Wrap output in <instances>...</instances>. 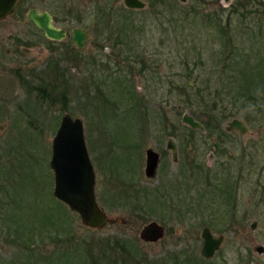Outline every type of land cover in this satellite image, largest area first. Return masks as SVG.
Instances as JSON below:
<instances>
[{"label": "rangeland", "instance_id": "rangeland-1", "mask_svg": "<svg viewBox=\"0 0 264 264\" xmlns=\"http://www.w3.org/2000/svg\"><path fill=\"white\" fill-rule=\"evenodd\" d=\"M71 1L76 11L82 10L84 13L92 12L95 6L89 0ZM115 1L117 8L123 6L121 0ZM143 1L147 2L148 6L142 10L128 12L134 22L132 24L130 21L122 31L129 34V39L143 41L144 55L141 60H135L134 53H128L127 50L121 52L122 55L116 59L113 46L108 42H104L103 49L90 47L94 36L92 41H88V46L83 52L100 53L106 60L111 57L114 58L113 62L119 61L122 65H128L127 59L132 60L135 66L132 79L138 97L143 99V104L149 106V110H158L164 114L167 117L165 124L154 113L150 117L144 113L139 118L141 125L134 118L120 113L123 106L116 98L118 93L108 86H104L107 93L101 91L105 94L109 91L113 93L109 95L112 107L104 105L103 93L86 85L85 77L90 75L83 65L77 68L75 64L61 61L59 68L69 69V74L55 82L48 71L51 53L45 51L40 54L39 45H30V50L25 47L16 49L19 43L11 47L14 36L21 31L26 33L21 37L36 41V36L30 34L31 28L27 25H7V21L0 24V264H9L10 261L21 257L20 242L14 241L15 229L21 220L30 226H40L41 223L42 234L46 235L52 227H48L46 223L42 224L44 215L53 213L57 217L60 212L65 215L68 223L58 231L65 235L62 238H69L73 248L82 244L78 256L72 250L67 262L62 264H90L83 252L84 243L88 244L87 249L99 252L97 257L102 258L104 263L107 254L113 264H176L175 254L179 256L180 262L185 256L192 257L193 260L189 264H238L239 257L243 256L247 260L248 254L251 253V264H264V254L258 255L254 251L256 245H264V203L256 202L254 184L240 182L236 197L237 218L232 219L235 220L232 228L224 232L205 224L212 209H198L199 216L194 218L195 213L188 212L187 206L189 201L200 196L205 197L206 201L209 200L210 194L203 195L205 190L210 188L206 179L214 177L217 173L223 174L222 168L229 163V156L233 157V170L236 169L233 162L244 153L248 156L247 160L252 155L254 162L264 167V101L261 100L264 98V59H261L264 56V38L252 32L246 33L247 30L239 26V16L228 20L229 7L235 0H188L189 4L200 5L203 18L196 20L191 17L186 19L184 15L179 19L178 15H175L177 9L174 5H181L180 0H164L167 4L158 8L156 2L153 7L148 0ZM255 4L264 14V0H257ZM165 8L175 14L170 12L167 16H160L162 14L157 11ZM76 17H73L71 27L78 25L80 21L89 26V15H86L84 21ZM174 29L178 30L173 32ZM222 29L227 34L223 32L222 35ZM224 41H227L228 47L224 49V54H220ZM192 46H195L198 52L204 51L201 58L199 53L191 50ZM234 46L236 50L238 47L240 49L239 60H244L247 56L251 60L248 64L250 66L246 67L249 68L248 73L253 74L252 80L249 78L247 82L248 86H251L245 91L247 95L259 100L256 106L254 100L241 98L235 89L230 91L221 101L229 106L230 114H233L220 118L218 125L214 129L210 127L209 131L204 125L207 120L206 112L196 103V98L191 99L195 101L192 102L195 106H186L184 101L187 95L181 94L176 85L183 84L195 90L197 85L202 86L200 81L209 83L211 89L203 91V95L208 98L206 94L210 91L213 93L216 77L223 72H232V68L246 65L240 63L241 61L238 63L235 59L226 62V56L234 55ZM183 50L192 51L188 55L193 58L199 57L196 59V66L192 58L190 59L188 70L192 75L188 77L183 71V59L177 55L178 51ZM259 64L262 70L256 69L255 71L259 72H253L251 67ZM142 68L143 73H139L138 70ZM86 90L90 92L88 95ZM218 98L220 99V96ZM221 101L218 100L219 107H222ZM218 105L216 103L217 110ZM185 112L200 121L204 130L192 129L184 124L182 116ZM67 113L81 118L84 122L86 143L96 172L95 190L100 205L110 216H121L126 219V223H108L102 229L86 227L76 212L55 198L54 172L50 166L52 141L62 117ZM214 117L217 118L215 115ZM233 118L245 122L249 131L244 135L237 131H227L226 127ZM137 128H142L140 135H136ZM138 136L141 143L133 146L132 144L139 142ZM171 137L177 143L179 160L176 162L166 149L168 138ZM221 141L228 147L223 155L219 152ZM149 147L162 154L158 175L154 179H148L145 175L146 149ZM257 173L258 171L253 177L254 182ZM183 175H188L190 186L185 184L187 179L184 181ZM178 176L181 179L177 181L183 186L186 197L184 193L179 195L180 205L175 209L166 210L160 207L146 215L142 214L143 212L130 214L129 210L116 209L115 206L109 210L100 199L104 195L105 200L109 201L105 196L108 185L111 191L116 192L120 187L117 186L119 178L127 179V183L133 181V186L138 188H152L159 186L163 179L176 180ZM113 201L110 203H119V200L115 202V197ZM134 203L137 204L136 201ZM203 205H207V202H203ZM135 206L138 205L131 207ZM153 206L152 200L148 204L144 203L145 210ZM178 210L182 212L178 214ZM254 220L258 221V226L251 231L249 225ZM151 221H157L166 228L164 237L157 242H145L140 237L143 227ZM212 221L224 227V221L218 218ZM205 225L210 226L216 236H225L223 244L211 259H206L201 254V232ZM34 232L32 234L36 240L39 232ZM30 233L27 230L24 233L25 238ZM117 238L134 242L140 253L147 258L136 259L134 254L116 243Z\"/></svg>", "mask_w": 264, "mask_h": 264}, {"label": "trees", "instance_id": "trees-1", "mask_svg": "<svg viewBox=\"0 0 264 264\" xmlns=\"http://www.w3.org/2000/svg\"><path fill=\"white\" fill-rule=\"evenodd\" d=\"M164 0H155L156 2V7H161L163 5H166L167 2H163ZM255 1L257 0H237L234 5H232L230 12L228 13V20H232V17H238L240 19L239 26H243V29H246L247 32H252L255 35H258L262 39L264 38V23H263V17L264 14L261 13L257 8ZM263 1V0H261ZM255 5V6H254ZM176 7L177 11L176 14L175 12H171L168 9H160L157 11V13H161L162 15L160 16H167L170 12L172 14L178 15L179 19L184 15L186 19H191L196 20V19H202V13L200 12V8L196 4H190L189 6H184V5H174ZM174 9V8H173ZM256 9V10H255ZM158 16V17H160ZM218 17V16H217ZM119 20H127L126 16L123 17V19ZM227 20V21H228ZM230 22V21H229ZM219 23V22H218ZM126 23H121L119 26V32H111V28H108L109 31L106 33L107 36H110V42L112 41L113 44V50L116 53V59L122 55L121 52H124L125 50L128 51V53H134L135 60H141L143 55H144V50H143V41L141 39L139 40H134V39H126L125 40L122 38V36L129 37V34L127 33H122L123 29L125 28ZM178 26V25H176ZM179 27V26H178ZM178 29H174L173 32H176ZM223 32L227 34L225 31H223L221 34L223 35ZM257 37V36H256ZM124 42V44L127 46L126 49L123 48V44L121 43ZM133 42V44H132ZM227 41H224V44L222 45L223 51L220 52V54H224L225 51L224 49H227L226 45ZM227 46V47H226ZM192 46L191 50L196 51V47ZM125 48V47H124ZM234 55H229L226 56V62L229 63L230 59H235L239 63H245L246 65L244 67L240 68H232V72H223L219 77H216L215 81V88L213 93L211 91L206 94L208 98H206L203 95V91L210 90V85L209 83H206L204 81H200L201 85L204 86H198L197 89L193 90L192 87H186L183 86V84L176 85L178 86L179 90H181V94L186 93L187 97L185 98V105L190 107L195 106V102L191 100L193 97L196 98V103L201 105V108L203 109L204 112H206V118L207 120L204 122L205 127L207 130L210 131V127L214 129L215 126L218 125V121L220 118H226L227 116L232 115L233 113L230 114L229 111V106H226L221 100H223L224 95L229 93L230 91H235L240 93L241 98H246V99H252L254 100V105L257 106L258 98H254L253 96L247 95V92L245 89L249 90L247 82L248 79L252 80L251 75L249 74V68L247 69L246 67H249L250 65L249 62L251 61L249 57L247 56L244 60H239V47L236 50V46H234ZM184 51V50H183ZM178 51L177 55L179 58L183 59L182 66L184 65V70L186 76L188 77L189 75H192V72L189 69V64L191 62V58L193 61V64L196 66L198 63L196 62V59L199 57H202V54L204 51L199 50L196 51V54L199 53V57L197 56L196 58L193 56L188 55V53L192 51ZM127 55V54H125ZM264 59V56L261 57V59ZM114 58H109V59H101L100 62H102V66H100L99 70L94 72L92 71L91 73L89 72V77H85V80L87 81L86 85L92 89L96 88L100 92L103 93V101L104 105H109L111 106V102H109L110 98L109 95L113 94L111 91L108 92V94H105L103 91L106 89L104 86L111 87L113 92L118 93L116 98L120 102V105L123 106L122 110L120 113H123L126 116H130L134 118L139 125L140 119L144 113H146L147 117H150L152 113L156 114L161 118V122L165 124L167 122V117L162 113H159L158 110H149V106L147 104H143V99L141 100L140 97H138L135 86H134V81H133V72L135 70V66L132 64V60L127 59L126 62L128 65H122L120 62H113ZM261 64L259 66L251 67L253 72H259L262 70ZM86 68H89L87 65ZM256 69H259V71H255ZM218 70V69H216ZM264 71V70H262ZM139 73H143V68L138 70ZM218 71H216L217 73ZM88 74V73H87ZM86 74V75H87ZM62 72H59L58 79L55 82H58L60 78L62 77ZM262 75V74H260ZM65 76V75H63ZM253 82V81H252ZM250 82V83H252ZM173 85V84H172ZM175 86V85H173ZM114 88V89H113ZM103 90V91H101ZM106 92V91H105ZM86 95H88L90 92L88 90L85 91ZM107 93V92H106ZM213 96V97H212ZM220 96V99L218 98ZM264 96V94H263ZM218 98V99H217ZM236 98V97H233ZM217 99V100H216ZM237 99V98H236ZM216 100V103L218 105V100H220L222 103L217 110L216 103L214 104V101ZM261 100L264 101V98ZM187 103V104H186ZM116 104V103H115ZM145 105V106H143ZM147 107V108H145ZM259 107V106H258ZM146 109V110H145ZM214 115L217 117L215 118ZM138 119H137V118ZM143 125V123H142ZM213 125V126H212ZM142 128H137L136 130V135H140V131ZM173 135V134H170ZM140 136L137 137V142L138 143L132 144L133 146H138L141 143V138ZM235 141V138H234ZM220 148L221 150L220 155H223L225 153V150L227 152L228 147H225V144L223 141H221ZM234 145V142H233ZM132 146V147H133ZM219 176V177H218ZM120 181L117 184V186H120L116 192L111 191L110 186L108 185V189L106 190L105 196L108 198L109 201L105 200L104 195L100 197L101 201L103 202V205L107 207L109 210L113 208L114 206L116 209L118 208H123L129 210L130 214H135V213H140L143 212L144 215L150 212L152 208H149L145 210L144 208V203L148 204L151 202V200L154 202L155 200L152 198L153 197V191L149 187H141L138 188L136 185L133 186L134 182L130 181V183H127L128 180L125 178H119ZM207 184L208 187L210 186L209 189H206L203 195L210 194V198L208 201L205 200V197L200 196L199 198H195L192 201H189L187 203V206L189 207L188 212H194V218H197L199 216V211L198 209H212L210 218L205 221V224L210 225L213 227L215 230H219L220 232L227 231V229H231L233 226L232 219H234L233 215V206H235L234 203V195L231 189V185L229 182V173L223 169V174L217 173L214 177L210 178L207 177ZM133 186V187H132ZM115 195V196H114ZM115 197V202L116 200H119V203L116 205L114 203H110V201H113ZM137 202L135 204L134 202ZM114 202V201H113ZM203 202H207V205H203ZM132 205H138L135 207H131ZM228 207V209L226 208ZM181 210V209H180ZM195 210V211H194ZM53 212V211H52ZM133 212V213H132ZM228 212V215L226 213ZM48 223V227H52L46 235H43V230H42V225L40 223V226L38 224H34V226L27 225L24 221H22L19 224V226L16 227L15 232L16 236L14 241H19L20 242V259H16V261H10L9 264H62V262H67V259H69V255L71 254L70 251L73 250V253H75L76 256H78V252H80V249L82 247V244H78L77 247L73 248L71 241L69 238L64 237V234H61L59 229L65 228L67 226V221L65 215L60 212L57 217L55 218V214H45ZM233 216V217H231ZM218 220L224 221V227L216 225L212 220ZM38 223V221H36ZM45 222H42L44 225ZM30 231V235L25 238L24 233ZM64 230V229H63ZM39 232V237L33 236L32 233ZM35 235V234H34ZM33 236V237H32ZM48 238V240H47ZM50 241V242H49ZM116 243L120 245L122 248H126L129 250V252L133 255L136 259H145L147 258L145 255L140 253V250L134 242L128 240V239H123V238H117ZM88 244L84 243V254L85 257L88 258L90 264H113L111 261L110 256H107L105 254L104 260L106 259V262L102 260V258H98L97 254L99 252H93L90 250L91 248L87 249ZM136 253V254H135ZM19 256V255H18ZM17 256V257H18ZM174 262L176 264H189L193 260L192 257H187L185 256V259H183L180 262L179 256L174 254ZM195 257V256H193ZM240 262L238 264H251L252 260V254H248V259L245 260L243 256L239 257ZM238 260V259H237ZM8 264V263H7Z\"/></svg>", "mask_w": 264, "mask_h": 264}, {"label": "flooded vegetation", "instance_id": "flooded-vegetation-1", "mask_svg": "<svg viewBox=\"0 0 264 264\" xmlns=\"http://www.w3.org/2000/svg\"><path fill=\"white\" fill-rule=\"evenodd\" d=\"M89 1H91V3H93L95 6L92 12L84 13V11L82 10L76 11L72 7L73 3L71 0H20L14 12L10 14L4 20H1L0 24H3L4 22L7 21V25H9V23L14 26L27 25L31 28L30 34L36 36V41H33L32 39H29V38L21 37L23 34L24 36L26 34L25 31L24 33L21 31L20 34H16L14 36L11 47L19 43L18 45L20 46L17 45L16 49L20 50V47H25L26 49L30 50L31 49V47H29L30 45L31 46L39 45L40 54L45 51L51 53L52 57L49 59V62H48V65H49L48 71H50V74H52L53 76L52 79L54 81L58 79L59 72H62L63 75L69 74V69L66 70L63 68H59V64L61 61L63 63L68 62L71 64H75L77 68H79V66L81 65L85 67H87L88 65L89 68H87L88 69L87 72H90V73L92 71L96 72L99 70L100 66H102V62H100V60L105 59V58L101 56L100 53L90 54L89 52L88 54H85L83 52V49L88 46L87 45L88 41H92V37L94 36V42L93 41L91 42L90 47L95 48V49H103L105 46L104 42H108L110 43V45L113 46L112 41L110 42L111 37L107 36L106 34L109 31L108 28H111V32L116 33L118 31L112 28V27H115V25L125 22L126 23L125 26H127V24L130 21H132L131 23L133 24L134 21L128 15V12L145 9L148 6V3L142 0L143 2L146 3V6L145 8L141 9V8L128 7L125 4V0H121V4L123 6L119 8H117L118 6L115 5V2H116L115 0H89ZM148 1L150 5L155 7V0H148ZM236 1L237 0H235L230 5L228 12H230L232 5H234ZM193 4H196L200 8V5L198 3H193ZM182 5L189 6L190 4L185 2V3H182ZM33 10H35L38 14H42V13L48 14V16L50 17V25L55 30H57V32H59V35H61L60 38L48 36L46 30L37 25V23L30 17L31 12ZM86 15H89L90 17L91 22L90 23L88 22L89 26L84 25L82 21H80L79 24L76 26L75 25L72 27L70 26L71 23L74 21L73 17L77 16L76 18H78V20L81 19L84 21V19H86ZM125 16L127 20H119L120 18L123 19V17ZM76 29H80L86 34V39L82 47H79L76 43V40H75V30ZM122 38L124 40L125 38L129 39V37H125V36H122ZM122 41L123 40H121V43L124 45L123 46L124 48L126 47V45ZM15 54L17 53L15 52ZM64 81H65V78H64ZM248 131H249V127H248ZM241 135H244V134H241ZM234 145H235V142H234ZM166 149H167V146H166ZM247 157L248 156L246 155V153H244L242 157L235 160L233 163H235L236 169L233 170L232 169L233 164L231 162V159L233 157L229 156L228 158L229 163L226 164L222 168L229 173V182H230L231 189L234 195L233 205L235 204V206H233V215L235 219L237 218V212H238L236 197L238 196L237 192H238L239 184L241 181H244L245 184H251V185L254 184L256 186V194H255L256 202L264 203V181H263L264 167H262L261 165H258V162L256 161L254 162L255 160L254 156L252 157L251 155V157H249V160H247ZM161 160H162V154H161ZM161 160H160L159 168L161 165ZM178 160H179V157H178ZM236 162L238 163L236 164ZM222 164L224 165V163ZM159 168H158V171H159ZM184 168H190V167H184ZM245 170H247L246 173H245ZM158 171H157V175H158ZM257 171L258 173H257L255 182H254L252 180ZM187 177L188 175L187 176L183 175V180L185 181ZM154 178H151V179H154ZM179 178L181 179L180 176H178L176 180L175 179L174 180L163 179V182L161 180V184L159 186L151 188L153 191L152 198L155 201H154V206L150 212L160 207H162L163 209H166V208L175 209L177 205H180L179 195H181L182 193H184L185 195V192L183 190V186L180 184V181H177L179 180ZM186 183L188 184V186H190V181L188 179L187 181H185V184ZM257 194H260V195L257 196ZM181 212L182 211L178 210V214H180ZM151 222H157V221H151ZM158 224L164 227L165 229L164 235H165V232H166L165 226L160 223ZM151 242H154V241H151Z\"/></svg>", "mask_w": 264, "mask_h": 264}, {"label": "water", "instance_id": "water-1", "mask_svg": "<svg viewBox=\"0 0 264 264\" xmlns=\"http://www.w3.org/2000/svg\"><path fill=\"white\" fill-rule=\"evenodd\" d=\"M20 0H0V21L12 14ZM182 3L187 0H180ZM125 4L131 8H145L142 0H125ZM30 17L38 26L44 28L50 37H59V32L50 25V17L47 13L38 14L35 10ZM62 34V33H61ZM86 34L80 29L75 30V40L79 47L84 45ZM182 122L192 129L204 130L203 124L189 113H184ZM226 127L227 131L237 130L241 134L248 132L247 125L238 118L232 119ZM167 149L172 153L174 161L178 160V148L174 138L167 141ZM161 160V153L153 147L146 149L145 175L151 179L156 177ZM50 166L54 171V195L76 212L82 223L92 229H102L107 223H126L121 216H110L98 202L96 195V172L91 160L85 138L84 122L79 117L65 114L52 141V157ZM258 221L250 223L249 229L254 231ZM164 227L157 222L146 225L140 236L145 241H158L164 236ZM203 245L202 255L210 259L222 245L225 236H215L211 227L205 226L201 233ZM258 255L264 254V245L254 247Z\"/></svg>", "mask_w": 264, "mask_h": 264}, {"label": "bare ground", "instance_id": "bare-ground-1", "mask_svg": "<svg viewBox=\"0 0 264 264\" xmlns=\"http://www.w3.org/2000/svg\"><path fill=\"white\" fill-rule=\"evenodd\" d=\"M119 25H120V24H119ZM118 27H119V26L115 25V27H112V28H113L114 30L118 31V30H119ZM118 32H119V31H118ZM55 218H56V217H55ZM43 222L48 223L46 216H44Z\"/></svg>", "mask_w": 264, "mask_h": 264}]
</instances>
